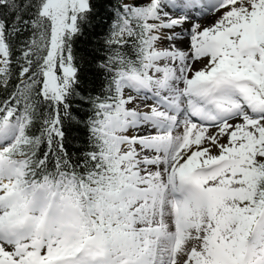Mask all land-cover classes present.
<instances>
[{
  "label": "snow or ice",
  "instance_id": "obj_1",
  "mask_svg": "<svg viewBox=\"0 0 264 264\" xmlns=\"http://www.w3.org/2000/svg\"><path fill=\"white\" fill-rule=\"evenodd\" d=\"M0 264H264V0H0Z\"/></svg>",
  "mask_w": 264,
  "mask_h": 264
}]
</instances>
